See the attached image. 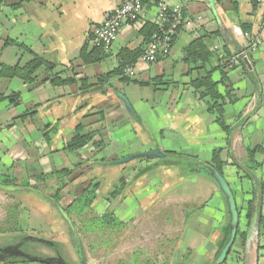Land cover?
<instances>
[{
	"label": "crops",
	"instance_id": "1",
	"mask_svg": "<svg viewBox=\"0 0 264 264\" xmlns=\"http://www.w3.org/2000/svg\"><path fill=\"white\" fill-rule=\"evenodd\" d=\"M121 2L0 0V71L2 66L23 68L35 57L55 68L53 72L41 68L31 84L0 78V96L19 94L15 104L0 102V177L33 185L41 175L73 170L62 191V205L79 197L95 179L101 187L90 213L96 217L113 213L128 222L146 211V240L164 244L168 264L191 259L193 251L201 259L196 264H212L229 227V212L215 181L203 169L192 170L197 165L211 167L219 150L223 176L241 212L239 232L223 264H264V192L259 183L264 184V0H169L171 6L181 5L192 23L179 31L171 54L154 64L138 62L132 82L112 76L98 85L99 78L118 67L122 50L146 47L142 30L158 13L154 3H147L140 20L121 30L111 48L104 50L105 60L84 64L80 55L84 49H94L93 29ZM206 35L205 45L214 55L211 64L232 60L236 67L227 73L238 98L224 108L228 131L191 87V81L206 72L191 71L183 61L184 50ZM252 40L261 41L254 52ZM55 75L85 78L96 86L85 92L78 84L56 85ZM221 79L217 71L213 80ZM220 91L225 94L227 86L220 85ZM78 131L94 133V140L81 150L68 151L66 146ZM149 151L167 156L116 164ZM249 152L260 164L256 169L247 167ZM170 153L194 158L196 164L183 171L169 165ZM121 180L126 184L123 194L108 201ZM39 185L38 193L6 192L14 203L0 210V223L14 224L15 216L20 220L30 213L36 217L38 210L57 226L55 232L63 234L54 242L69 249L70 227L49 200L58 189L57 179ZM250 200L256 210L249 222L245 216ZM33 207V212L28 210ZM165 235H169V246ZM3 237L10 242L0 248L33 242H20L17 234Z\"/></svg>",
	"mask_w": 264,
	"mask_h": 264
},
{
	"label": "trees",
	"instance_id": "2",
	"mask_svg": "<svg viewBox=\"0 0 264 264\" xmlns=\"http://www.w3.org/2000/svg\"><path fill=\"white\" fill-rule=\"evenodd\" d=\"M157 26L154 24H146L142 30V34L145 38V44H147L152 37V35L156 32ZM208 37V35L198 38L195 41H193L192 44H190L185 50H184V59L183 61L190 65L191 71H205V75H201V73L195 77L191 81V87L194 89L195 95L198 96V98L202 101H205L208 104L209 111L216 115L217 117V123L225 130L228 131V126L225 122L224 119V108L227 104L229 103H234L237 101V97L233 95V84L228 78V72L231 70H234L236 67L232 63V60L223 62V64H219L218 66H213L211 64V61L214 57V55L207 49L204 39ZM145 51V45L141 46L140 48H137L135 50H128L124 49L122 50L119 55H118V67L115 69L114 72L110 73L109 75L103 76L99 78L98 80V85H103L106 84L107 81L110 79L112 76H118L121 77V79L124 82H132L133 79L129 77L124 76V70L128 67L134 66L139 58L143 55ZM108 57L104 49L101 48H94L93 50H87L84 49L80 55V59L84 64H93L96 62H100L105 60ZM41 68H46L48 71L53 72L55 69L53 65L49 64L48 62L44 61L42 58L35 57L32 62H30L27 66L21 68V67H4L2 66L1 71H0V78L1 77H7V78H19L23 80L24 82L31 84L33 83L34 79L37 77V73ZM247 70V68H246ZM66 71V70H65ZM220 71L222 74V79L219 82H215L213 80V75L217 72ZM54 83L56 85H66V84H78L80 86V89L82 91L88 92L92 89V87H95L96 85L92 84L89 82L88 79H80L76 80L74 78H63L60 75H55L53 76ZM155 83L156 79L153 80ZM220 85L227 86V91L225 94H223L220 91ZM19 99V94L18 93H13L9 97H4L0 96V102L4 100H8L12 104L17 103ZM103 115V113H100ZM94 133H89L86 135L80 134L78 131L76 135L68 142L66 149L68 151H78L86 146H88L93 140H94ZM97 149L101 147V143H94ZM213 160L211 163V168L214 169L218 174H220L222 177L223 176V167L224 163L221 160L220 156V151H215L213 154ZM169 165H173L176 167L181 168L183 171L184 169L187 168L188 165L196 164V160L194 158L190 157H185L184 155H177L175 153H170L169 154V159L167 160ZM250 164V167L248 169H256L260 164L255 160L253 152L248 153V165ZM202 168L197 165V167L193 168V172H200ZM146 171H144L145 173ZM205 174H208L205 171ZM73 175V170L66 169L62 170L56 173H53L51 175H41L39 177L35 178L36 183L41 184V183H46L49 179L51 178H56L57 183H58V189L54 192V194L49 198L50 201H53V205L59 204L64 212L69 216V218L72 220V223L76 229V232L78 234V244H81V234L84 232L85 233V226L88 223V220H84L85 218L83 217L84 214L88 211H91L94 203L96 202L98 198V191L100 190L101 184L97 180H90V183L88 187L83 191V193L79 196L76 197L74 200H72L69 204L67 205H62L61 202L63 200L62 198V191L69 185L70 183L69 179ZM211 177V176H210ZM0 185L4 186H16V187H21L23 190H30L32 192L38 193L39 186H33L31 185L28 181H16L11 178H4V176L0 177ZM262 190L264 192V184L260 181ZM125 180H121L120 184L114 189V191L109 194L108 196V201H111L113 199H117L120 195L123 194L125 190ZM252 194L255 195L256 191L253 190ZM55 207V205H54ZM56 208V207H55ZM256 207L254 206V201L250 200L248 202V207L246 208V219L250 222L253 215L255 214V209ZM71 211H74L76 222L74 221L75 219L71 217ZM241 212L239 211V217L241 219ZM62 217V216H61ZM74 219V220H73ZM114 214L113 213H107L102 217H96L94 218V227H97L98 230H101L104 227L111 228L113 223L115 222L114 220ZM64 220V219H63ZM65 221V220H64ZM78 222V226H77ZM239 232V231H238ZM225 238L224 241L221 243L219 247V252L217 256L220 254L222 248L224 247L228 235H229V227H227L225 231ZM70 234H72V230L70 229ZM38 243V242H35ZM54 243V242H53ZM55 247L47 246L44 245L50 249H52L55 253L60 251L59 245L57 243H54ZM62 255V254H61ZM45 258V257H41ZM8 263H18V264H33L25 259L18 258V257H13L8 260Z\"/></svg>",
	"mask_w": 264,
	"mask_h": 264
},
{
	"label": "rangeland",
	"instance_id": "3",
	"mask_svg": "<svg viewBox=\"0 0 264 264\" xmlns=\"http://www.w3.org/2000/svg\"><path fill=\"white\" fill-rule=\"evenodd\" d=\"M1 181L2 180H0V182ZM33 186L40 185L33 183ZM38 190L40 191L39 188ZM7 195L6 192L0 191V210H6L7 206L14 203ZM28 210H34V207L32 209L28 208ZM34 212H37L38 214L36 217H32L35 214L32 213L31 216L30 213V216H26L20 220L15 216L14 224L1 225L0 223V247H3L10 242L9 239L3 237L4 234H17L16 238L20 242L28 241V237L31 236L50 240L51 242H56L59 239H62L63 234L60 235L54 230L57 226H54L52 222L47 221L40 211L37 210ZM70 212L71 217L74 218V211L70 210ZM83 217L85 218L84 220H88V223L84 228L85 233L83 232L81 234V244H78L77 246V240L75 243L71 234H67V239L70 243L69 249H65L64 245L57 242L62 254L60 255L62 258L64 257L69 264H82V262L85 264H168L167 261H169V258L163 255L164 252L168 251V249L164 247V244L162 245L161 243L154 241L151 238V235L149 236L152 242L146 240V211L138 215L137 219L128 222H123L121 219L114 216L115 222L111 228L104 227L101 230L94 227V223H92L94 218H96L95 215L87 211ZM156 219H159V217H156ZM30 227H36V230H31L32 228ZM185 233H183V237L181 238L184 242ZM169 235L164 236L167 246H169ZM65 250H67V253ZM23 251L36 257H55V252L52 249L35 242H26L23 246ZM192 254L193 256H191V259H182L180 260V264H196L201 260L197 252L193 251ZM160 256L164 258L165 261ZM187 261H189V263H184Z\"/></svg>",
	"mask_w": 264,
	"mask_h": 264
},
{
	"label": "built area",
	"instance_id": "4",
	"mask_svg": "<svg viewBox=\"0 0 264 264\" xmlns=\"http://www.w3.org/2000/svg\"><path fill=\"white\" fill-rule=\"evenodd\" d=\"M150 1L158 10L157 16L151 23L157 26V30L146 44L145 51L138 62L154 64L167 58L171 54L179 31L192 24L190 20H186L182 6H171L169 0H122L118 7L106 15L102 24L93 29L92 46L108 51L117 40L121 30L133 26L140 20ZM259 45H261L260 40H252L251 52L257 50ZM138 62L124 70L125 77L135 78V67Z\"/></svg>",
	"mask_w": 264,
	"mask_h": 264
},
{
	"label": "water",
	"instance_id": "5",
	"mask_svg": "<svg viewBox=\"0 0 264 264\" xmlns=\"http://www.w3.org/2000/svg\"><path fill=\"white\" fill-rule=\"evenodd\" d=\"M167 154L162 151H149L145 153H140L132 156H128L126 158H123L116 162L117 165H125L132 161H135L137 159H164L166 158ZM204 171L210 174L211 178L215 181L217 184L221 194L225 198L228 212H229V235L228 239L222 248L220 254L215 258V260L212 262V264H223L229 255V253L232 250V247L235 243L237 233H238V227H239V210L237 206V202L235 199V196L225 180L224 177H222L220 174H218L214 169H212L210 166H205V168H202ZM0 190L5 192H17L23 190L19 187L14 186H4L0 185ZM53 203V201H51ZM59 214L62 216V218L65 220V222L69 225L70 229L72 230L73 239L77 240L76 245L78 246V234L76 232V229L72 223V220L69 218V216L64 212L62 207L59 204H54ZM30 241L38 242L43 245L55 247L54 243L49 240L39 239L35 237H29ZM18 257L25 259L31 263H41V264H69L67 263L64 258L60 255L59 252H57V256L55 257H48V258H41L36 256H31L24 251L20 249L19 246L17 247H7V248H0V264L5 263L8 261V259ZM83 264H85L83 262Z\"/></svg>",
	"mask_w": 264,
	"mask_h": 264
},
{
	"label": "flooded vegetation",
	"instance_id": "6",
	"mask_svg": "<svg viewBox=\"0 0 264 264\" xmlns=\"http://www.w3.org/2000/svg\"><path fill=\"white\" fill-rule=\"evenodd\" d=\"M17 247V246H16ZM20 249L23 251V247H20ZM55 256H57V253H55ZM64 258V257H63ZM64 260L67 262V260L64 258ZM68 263V262H67ZM83 264V262H82Z\"/></svg>",
	"mask_w": 264,
	"mask_h": 264
}]
</instances>
